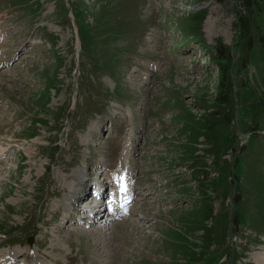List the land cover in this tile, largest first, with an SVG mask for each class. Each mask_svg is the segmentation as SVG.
Instances as JSON below:
<instances>
[{
  "label": "rangeland",
  "instance_id": "374dc122",
  "mask_svg": "<svg viewBox=\"0 0 264 264\" xmlns=\"http://www.w3.org/2000/svg\"><path fill=\"white\" fill-rule=\"evenodd\" d=\"M0 150V264H264V6L0 0Z\"/></svg>",
  "mask_w": 264,
  "mask_h": 264
},
{
  "label": "bare ground",
  "instance_id": "6f19581e",
  "mask_svg": "<svg viewBox=\"0 0 264 264\" xmlns=\"http://www.w3.org/2000/svg\"><path fill=\"white\" fill-rule=\"evenodd\" d=\"M4 151L0 150V156L1 154H3ZM121 164V165H120ZM119 164V166L117 167L116 169V173H114L115 175L113 176L114 177V181H115V185L117 186L118 185V190H117V193H118V197L119 199L117 200V202L120 204V206L116 203V199H114V197L111 195L108 199H106V190H104L101 194V198H96L92 195L91 193V190L90 189L87 193L84 194L83 198L79 200L80 204H84L86 201L88 203L85 204V206H83V210L82 212L80 213L81 215H83V219L86 218L87 216V213L89 211V208L86 207V205H89V204H92L94 202L96 203H101V204H106V208H104V210L102 211H99V208L97 209V206H93V209L92 212H91V215H94L95 216V222H92V224H100V225H105L104 223L107 222V220L105 219H109L111 220L113 217L115 219L117 218H123V216L125 215H129L128 212H126V208H125V205L127 203H130V201L134 200V198L136 197V194L134 192H131L129 193V189H128V184L126 183V180L128 179V175L126 174V168L124 167V163L121 162ZM88 165V171L93 174V165L89 162L87 163ZM90 165V166H89ZM125 168V169H124ZM118 170V171H117ZM102 176V175H100ZM78 178V177H76ZM82 183L84 181H81ZM117 182V183H116ZM79 185V183H77ZM102 184V187L103 189H105L106 185L110 184L111 187H113V182H109L108 179L105 180ZM76 185V186H78ZM119 185H121V187H119ZM79 188V186H78ZM78 190V189H77ZM70 192V195L71 197L69 199H67L66 201H70L75 197L76 195V192L73 194V197H72V191H69ZM134 193V195H133ZM125 195V196H124ZM127 201V203L125 204V202ZM110 204H112L114 207H110ZM76 205V204H75ZM81 205V207H82ZM79 206V205H77ZM114 209V210H113ZM117 210H120L119 214ZM100 212H103V214H101ZM102 219H104L105 221H102ZM110 222V221H109ZM14 255V254H13ZM7 256H5V260L7 259L6 258Z\"/></svg>",
  "mask_w": 264,
  "mask_h": 264
},
{
  "label": "trees",
  "instance_id": "16d2710c",
  "mask_svg": "<svg viewBox=\"0 0 264 264\" xmlns=\"http://www.w3.org/2000/svg\"><path fill=\"white\" fill-rule=\"evenodd\" d=\"M218 3H222L225 0H215ZM241 4V7L243 8L244 12H250V11H260V9L262 8V6H264V0H238ZM191 39V38H190ZM191 40H197L192 38ZM215 57H214V61L217 63L218 66V70L220 72V80H219V88H222L223 85V78H224V72L225 69L229 66L230 63V59L229 56L226 54H223V52L218 50H215ZM216 66V67H217ZM218 101H221L220 98H218ZM216 105L219 107L221 106V103L218 102L216 103ZM224 105V104H222ZM210 118H208L209 120L206 121V124L208 125V133L204 134L206 136H208L209 134H211V129H212V124L214 123V116H209Z\"/></svg>",
  "mask_w": 264,
  "mask_h": 264
}]
</instances>
